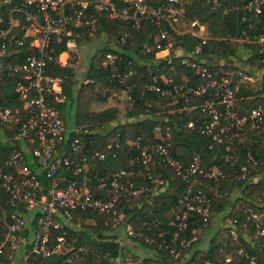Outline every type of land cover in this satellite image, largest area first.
<instances>
[{
    "label": "built area",
    "instance_id": "2783aa9c",
    "mask_svg": "<svg viewBox=\"0 0 264 264\" xmlns=\"http://www.w3.org/2000/svg\"><path fill=\"white\" fill-rule=\"evenodd\" d=\"M210 1L212 8L220 5L219 0ZM187 5L188 0H163L157 6H152L147 0H0V23L5 22L0 25V54H5L10 44L25 45L27 39L29 45L36 50L27 55L23 62L7 67L9 71H24V80L16 82L14 91L28 115L21 120L17 115L12 116L7 108L0 110V119L3 122L17 123V137L27 142L22 151L18 150L10 155L4 163L6 167L0 166V185L11 204H23L27 211L37 214L36 228L26 236L23 229L28 225V217L21 212L11 214L15 217L14 222L4 221L6 233L0 235V257H5L11 264H49L54 255L76 240V237L67 239V230L71 228L76 232L82 223L79 212L87 211L88 216L94 213L109 216L103 219L100 237L96 231H89L95 238L103 241L112 239L137 251L135 258L117 256L115 264H226L231 260L230 255L225 262L195 255V249L200 247V239L205 234L196 224L199 221L205 231L215 224L214 218L208 216L213 207L208 194L222 196L219 184L226 176L222 168L217 165L205 167L203 159L198 155L184 165L171 151L169 127L162 128L158 123L155 124L154 131L161 133L160 139L144 144L140 149V157H131L125 168L109 171L104 165L95 193L89 174L91 162L96 158L105 160V152L95 151L88 155L84 150L85 143L80 128L68 127L60 110L48 103L47 96L57 101L64 97V77L46 73L47 59L51 58L49 47L56 37L61 34L70 36L73 29H79L81 33L83 30L95 32L97 16L94 11L104 10L112 17L129 22L132 29H139L144 22L154 27L150 40L141 44V52L153 54L152 58L140 60L144 65L141 85L144 89L155 92L158 97H169L170 103L179 112L188 107H197L208 113L207 119L189 120L186 124L188 127L210 135L215 143L226 142V151H229L234 140L242 139L241 133L247 125L264 129V100L239 114L236 107L238 84L225 74L216 75L213 67L199 59L202 45L208 37L202 36V23L184 14ZM4 6L7 14L3 12ZM234 9L247 12L242 15V19L248 22L249 29H254L253 23L260 22L264 13V0H234L223 11ZM184 26L186 28L182 30ZM185 33L198 38L197 43L189 50L180 48L176 39V36ZM128 35V30H121L114 45L125 46ZM252 37L244 28L237 39L247 43L264 42L263 34H253ZM69 41L71 39L67 43ZM53 61L64 64L58 57L53 58ZM175 62L191 68L196 81L191 83L185 74L181 75V81H175ZM99 63L108 67L115 81L120 83H125L126 76L136 73L132 60L115 52L108 51L100 57ZM133 87L134 83L125 84L123 91L127 99H130ZM190 97L202 100L187 106L186 102ZM72 133L74 137L70 136ZM111 146L115 148L113 156L117 155L118 143L108 145ZM27 154L31 155L32 167L28 165ZM154 157L167 163L186 185L180 197L183 209L175 212V217L165 223L170 230H165L162 227L163 221L156 216L144 221L148 228L159 232L161 237L144 236L146 241L155 244L156 249L162 251L165 261L162 255L153 250H144L134 245L133 239L138 233L126 221L125 213L118 208L121 199L146 191V187L136 186L131 179L137 160L145 164V176L151 179L153 186L156 183L161 185L160 188L155 186L152 192L145 195L149 203H152L154 195L168 186L167 181L152 177L151 170L156 164L152 160ZM227 157L230 155L225 156ZM247 160L254 161L253 155L248 154ZM242 168L245 170L246 166ZM38 174L43 175L47 183ZM206 181L211 183L209 193L205 189ZM247 225V221L238 222L235 211L224 217L221 226L219 224L216 229L227 234V239L220 238L219 242L225 245L229 238L236 239L239 228ZM58 229L62 231L55 235L54 231ZM257 232L264 233V229ZM219 235L221 234L218 237ZM93 252L83 245L79 246L72 250L73 254L67 261L73 255H89ZM237 253L250 264H259L255 256L249 255L243 248L238 249ZM151 258L153 261H148ZM0 264L4 262L0 260Z\"/></svg>",
    "mask_w": 264,
    "mask_h": 264
},
{
    "label": "trees",
    "instance_id": "16d2710c",
    "mask_svg": "<svg viewBox=\"0 0 264 264\" xmlns=\"http://www.w3.org/2000/svg\"><path fill=\"white\" fill-rule=\"evenodd\" d=\"M152 6H157L163 0H147ZM234 0H219L220 5L212 8L210 0H188V5L184 14L191 19H197L199 23H208V30L211 38L206 40L202 45L200 57H203L208 63L214 56H231L239 50H246L249 54L248 59L251 66H256L261 70V87L253 90L246 84L240 83L236 96L238 101L236 107L239 114L244 113L245 109H250L258 102L264 100V42H238L232 40L226 42L224 39L240 38L242 29H247L252 37L253 34L264 35V13L260 22H254V29L248 28V22L242 19L246 14L240 9L224 12V8ZM6 6L3 12L7 14ZM97 16V29L93 33L79 29H73L70 36L59 35L49 47L48 53L51 58L47 59L46 73L51 76L59 75L64 77L62 94L64 98L60 101L48 97V103L55 105L61 112L66 124H75L81 130V135L85 143V151L90 155L95 151L105 152V160L96 158L91 162L89 174L91 176V187L95 192L98 188V177L102 175L104 165L109 171H117L125 168L131 157H140V149L144 144L151 143L160 139L159 132L154 131L155 124H161L162 128L168 126L170 130V142L172 153L184 164L192 161L195 155L203 159L205 167L217 165L225 171L226 176L220 180L219 192L222 196L216 197L209 193L210 181L205 182V189L208 191V197L213 207L209 210L208 216L217 218L221 221L224 217L230 216L235 211V217L239 223L247 221L248 225L239 228L237 240L229 238L225 245L219 240H215L217 229L210 237L206 247H198L195 255L211 258L218 262H225L228 255L231 260L226 264H250L237 250L243 248L249 255L255 256L259 264H264V233L257 232L264 229V129L263 127L251 128L249 125L241 133L242 139L234 140L230 145L229 151L225 150V143H215L211 136L200 132L196 128L188 127L186 124L189 120L195 121L197 118L207 119L208 113L201 111L200 108L184 109L177 111L174 105L170 103L169 97H158L153 91L146 90L141 85V78L144 74V65L140 63L141 59L153 57L152 53L140 51L141 44L150 40L155 29L149 23L144 22L137 30L132 29L129 22L112 17L107 11L95 10ZM264 12V11H263ZM5 24V22H1ZM121 30H128L127 44L123 47L114 45V40ZM19 31V30H18ZM103 36L105 45L99 50L94 51L90 57L89 68L80 76L81 83L77 84L75 75L78 69H74L70 64L62 65L53 61L58 55L67 49V41L75 40L76 44H82L90 41V35ZM177 35V34H175ZM253 38V37H252ZM178 46L183 50H189L197 43L198 38L192 34L185 33L176 36ZM35 47L29 45L27 39L25 45L10 44L5 54H0V109H10L12 116H19L24 119L28 111L23 104L17 100L14 91V85L18 80H24V71H9L7 67L23 62L27 55L35 53ZM108 51L115 52L119 55H126L132 60V65L136 73L125 77V83L115 81L108 67L98 63V55H105ZM141 52V53H140ZM176 63L174 80L181 81V75L185 74L191 83L196 81L193 70L185 65ZM209 66V65H208ZM127 71V69H124ZM214 73L219 75L218 70ZM87 80L86 82H83ZM134 83L130 91V106L125 111L121 120L118 116L117 107L108 106L100 110L90 109V104L94 100L104 97V90L111 86L124 89L125 84ZM98 84V88L94 87ZM250 95V96H248ZM202 98H193L186 102L187 106H192L201 101ZM264 126V125H263ZM103 130H99L100 128ZM164 132V130H162ZM18 124L3 122L0 119V166H5V161L15 151H22L24 143L27 140L17 137ZM74 137L72 133L70 135ZM118 143L117 155L113 156L114 147H108ZM248 154H252L254 161H248ZM230 157L225 158V156ZM28 165L32 167L30 161L31 155L27 154ZM155 161V167H152V177L163 179L168 182L166 188H162L158 194L152 198V203L145 199V195L152 192L154 187L160 188V184H152L151 179L145 175V164L141 160L135 162L134 171L131 179L136 186L146 187L145 193L134 197L121 199L118 208L125 213L126 221L132 225L138 235L133 239L134 245L144 250H153L155 253L166 258L162 251L156 249V245L145 240L144 235H153L161 237L159 232L148 228L144 224L156 216L163 221L162 227L166 230L171 228L165 223L168 219L175 217V212L183 209L180 200L181 194L185 189V183L179 175L165 162H161L158 157L152 158ZM246 166L245 170L242 168ZM44 183L47 180L43 175L38 174ZM100 189V188H99ZM96 193V192H95ZM241 200V201H239ZM237 206V207H236ZM21 212L23 216L28 217V225L23 229L26 236L30 231L36 228L37 214L27 211L23 204H11L5 194L3 187L0 185V235L6 233L3 226L4 221L12 223L15 217L11 214ZM81 214V227L74 232L73 229L67 230V239L73 241L71 246L59 251L50 260L49 264H115L114 259L119 256H137L134 248L119 244L117 241L95 238L89 231H96L97 236H101L103 219L109 218L108 215L97 213L88 216L87 211L79 212ZM260 215V216H258ZM259 217L256 219V217ZM220 221V222H221ZM211 223V222H210ZM68 227V226H66ZM196 227L205 231L199 225ZM61 229L55 230L54 234L61 233ZM215 240V241H214ZM92 249V254L72 255V250L79 246ZM20 254V251L18 252ZM4 264H11L5 257H0ZM152 262L153 259H148ZM122 264V263H118Z\"/></svg>",
    "mask_w": 264,
    "mask_h": 264
},
{
    "label": "rangeland",
    "instance_id": "374dc122",
    "mask_svg": "<svg viewBox=\"0 0 264 264\" xmlns=\"http://www.w3.org/2000/svg\"><path fill=\"white\" fill-rule=\"evenodd\" d=\"M90 36L92 37V39L90 41L84 42L82 44H76L75 40L71 39V41H69L67 43V49L65 51H63L64 55L62 56V52L58 55V59L62 63L70 64L73 67L78 66L77 72L80 75H82L84 73V71L89 68L90 57L94 53V51L99 50V48H101L105 45L103 36H96L95 37V34H92ZM101 56L102 55L99 54L97 57L98 63H99V59ZM81 77L82 76L79 77V80L77 81V85H79L81 83V81L83 80V79H81ZM75 79H76V77H75ZM84 81H87V80H84ZM250 85H251L250 86L251 88H253V89L256 88L252 84H250ZM94 87L97 89L98 84H94ZM108 90H109L108 96H106L105 98H103V97L100 98V101H105L104 103H111V104L116 103L118 105V107H121L122 109L120 112L122 113V115L119 116V119H118V120H121V118H123L125 111L130 106V103H128V101L130 99L126 98V94L122 88H119L116 86H111L108 88ZM104 103L100 102L94 108L98 109ZM91 104H90V109H91ZM94 108L92 107V110ZM103 128H105V127H102L99 130H103ZM239 201H241V200H239ZM258 216H260V215H258ZM220 221L221 220L219 218H217L215 220V224L214 225L212 224L210 226L211 228L208 229V231L205 232L204 236L201 237L202 239H200L201 240L200 241V247H202V248L206 247V245L208 244V242L210 240V237L214 234L216 228L219 226V224L221 226ZM218 234H221V235H219V237H218ZM220 238L227 239V234H222V232L220 233V231H217L216 236H215V240L216 239L219 240Z\"/></svg>",
    "mask_w": 264,
    "mask_h": 264
},
{
    "label": "crops",
    "instance_id": "0c3cea01",
    "mask_svg": "<svg viewBox=\"0 0 264 264\" xmlns=\"http://www.w3.org/2000/svg\"><path fill=\"white\" fill-rule=\"evenodd\" d=\"M186 27H182L181 29L184 30ZM201 29V33L202 36H207L208 39L211 38L209 30H208V23L204 22L202 23V25L200 26ZM207 39V40H208ZM220 39H224L226 42H230L232 40H236L238 42L241 43V41L239 39H225V38H220ZM64 55V53L62 52V56ZM248 52L246 50L242 51L239 50L238 52H236V54L231 55V56H214L210 61H208L207 65L213 67L215 70H218V73L220 74H225L229 77V79L232 82H235L238 84V86L240 85V83L246 84L248 86V88H251L250 84H252L253 86H255L256 88H251L253 90L259 89L261 87V70H258V75L255 74V72H257V68H255L256 66H251L249 59H248ZM199 59L203 62L205 61L203 57H199ZM67 63H64L63 65H66ZM206 64V63H205ZM74 69L78 68V66L73 67ZM243 76H245L246 78H243ZM77 81L79 80L80 74L77 73L75 75ZM86 82V81H83ZM76 86H79L77 84H75ZM75 86V87H76ZM109 94V90L106 89L104 90V97L108 96ZM250 96V95H248ZM64 98V97H63ZM109 101V100H108ZM104 103L105 101H100L99 100H94L91 104V109L92 107L94 108L96 105H98V103ZM108 106H113V107H117L118 109V116H121L122 113L121 111V107H118V105L116 103L111 104V103H104L100 108L98 109H93V110H100L103 109L105 107ZM66 123V122H65ZM68 127H78L75 124H71L68 125L66 124Z\"/></svg>",
    "mask_w": 264,
    "mask_h": 264
}]
</instances>
